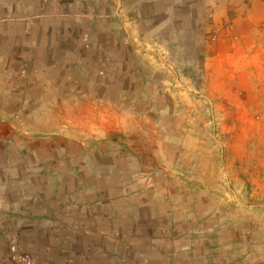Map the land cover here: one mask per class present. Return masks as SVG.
<instances>
[{
    "label": "crops",
    "instance_id": "0c3cea01",
    "mask_svg": "<svg viewBox=\"0 0 264 264\" xmlns=\"http://www.w3.org/2000/svg\"><path fill=\"white\" fill-rule=\"evenodd\" d=\"M91 1L0 0V264L25 241L38 263L248 264L212 200L264 97V0L175 3L192 25L167 38L119 4L146 0Z\"/></svg>",
    "mask_w": 264,
    "mask_h": 264
},
{
    "label": "rangeland",
    "instance_id": "374dc122",
    "mask_svg": "<svg viewBox=\"0 0 264 264\" xmlns=\"http://www.w3.org/2000/svg\"><path fill=\"white\" fill-rule=\"evenodd\" d=\"M186 1L188 5H195V9H201L198 4L200 0H146L119 4L120 7H134L143 13L141 27H165L163 37L167 38L169 27L183 26L184 21L192 25L183 17L172 19L168 15L175 3L176 6H183ZM81 4L85 10H89L95 2L81 0ZM242 101L246 102L247 99L243 98ZM247 102L250 104V113H239L236 120L239 128L232 131L235 134L232 154L224 148L223 162H217L219 172L224 169L227 177H222L223 187L212 201L222 209V212L217 213L223 214L225 256L230 255L232 249H229L228 244L233 243L238 246L237 250L234 246V252H238L235 254L242 260L248 264H264V97L249 99ZM229 137L224 135L223 138ZM27 243L32 245L31 241L17 245L16 255H29L36 264H48L47 258H41L38 263L32 253L25 250Z\"/></svg>",
    "mask_w": 264,
    "mask_h": 264
},
{
    "label": "built area",
    "instance_id": "2783aa9c",
    "mask_svg": "<svg viewBox=\"0 0 264 264\" xmlns=\"http://www.w3.org/2000/svg\"><path fill=\"white\" fill-rule=\"evenodd\" d=\"M12 253L14 254V260L22 264H36L35 261L29 255H16V248H11Z\"/></svg>",
    "mask_w": 264,
    "mask_h": 264
}]
</instances>
